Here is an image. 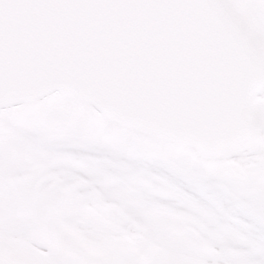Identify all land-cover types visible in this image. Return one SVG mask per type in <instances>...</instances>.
Here are the masks:
<instances>
[{
    "label": "water",
    "instance_id": "obj_1",
    "mask_svg": "<svg viewBox=\"0 0 264 264\" xmlns=\"http://www.w3.org/2000/svg\"><path fill=\"white\" fill-rule=\"evenodd\" d=\"M3 59L0 110L59 92L205 158L257 144L247 106L264 86V53L223 0L119 14L34 10L5 36Z\"/></svg>",
    "mask_w": 264,
    "mask_h": 264
},
{
    "label": "rangeland",
    "instance_id": "obj_2",
    "mask_svg": "<svg viewBox=\"0 0 264 264\" xmlns=\"http://www.w3.org/2000/svg\"><path fill=\"white\" fill-rule=\"evenodd\" d=\"M227 2L232 10L248 23H251L253 17L263 10L262 0H227ZM127 130L106 120L87 104L59 94L40 102L0 111V195L3 197L5 209L4 222L7 224L17 219L11 208L15 211L29 210V207L23 206L24 203L32 202L38 210L39 208L43 210L40 216L34 218L37 224L33 229L27 228L25 234L17 229L11 237V239L19 237L20 241L27 243L28 246L17 245L16 241L9 245L8 239L0 238V259L11 264H40L41 261H48L49 264H55L57 261L70 262V264L111 263V259L119 252V247L112 246L105 239L99 240L97 247L87 248L83 242L63 244L60 240L51 237L50 232L44 231V223L41 221L45 217L44 207L53 210L54 202L45 195L44 197H37V194L31 196V188L35 185L30 178L40 176V171L44 169L42 166L45 167L46 160L49 158H52L58 167L69 168L81 175L88 183H83L78 189L95 191L97 195L91 196L79 206L80 216L92 217L100 229H108L110 232L116 229L111 234L119 237L121 234H117V229L123 227L124 221L118 217L117 209L104 207L108 200H112L107 197V193L111 188H117L124 193L129 205H131L130 200H135L138 204L145 201L141 189L148 187L142 178L126 177L122 173L109 170L110 167H115L114 165L92 164L74 160L68 154H54L42 145L51 139H69L78 141L75 146L79 148L86 147L90 142L112 146L121 142ZM136 140L141 145L156 149L155 154L160 158H165L168 153H175L195 161L210 174L222 180L240 184L246 188L264 190V154L260 150L240 146L232 153L231 158L205 161L193 150L189 151V149L162 142L141 133L136 136ZM242 159H247L249 167L247 174L257 180L255 185L243 183L236 178L237 173L243 171V167L239 164L234 167L233 163H239ZM225 163L229 164L228 169H224ZM28 216L31 217V214ZM142 217L147 216L142 215ZM81 224L88 225L83 219ZM219 229L223 230L222 243H225L229 230L226 226H219ZM76 236L83 239L78 233ZM170 237L180 239L188 249L194 250V246L200 247L203 241V238L194 231L192 234L175 231L170 234ZM142 242L147 240L144 239ZM34 244L38 245L35 246L38 251L28 252L30 246ZM175 253L181 258H188L187 255L193 256L186 253V250H176ZM228 256L229 253L223 255V257ZM170 263L174 262L170 261ZM175 264L192 263L178 261Z\"/></svg>",
    "mask_w": 264,
    "mask_h": 264
},
{
    "label": "snow or ice",
    "instance_id": "obj_3",
    "mask_svg": "<svg viewBox=\"0 0 264 264\" xmlns=\"http://www.w3.org/2000/svg\"><path fill=\"white\" fill-rule=\"evenodd\" d=\"M208 2L210 0H0V78L4 69L5 36L18 32L26 14L34 10H101L119 14ZM138 134L129 129L121 142L112 146L90 142L79 148L75 146L78 141L69 139L47 140L42 146L54 154H68L74 160L114 165L109 170L126 177H141L148 186L141 189L147 203L178 213L188 227L206 240L219 226H226L231 238L225 243L234 249L235 255L221 264H264V190L222 180L195 161L175 153L160 158L155 154L156 149L137 142ZM4 216L0 195V231L5 227ZM154 234H159V230ZM0 264L4 262L0 260Z\"/></svg>",
    "mask_w": 264,
    "mask_h": 264
},
{
    "label": "bare ground",
    "instance_id": "obj_4",
    "mask_svg": "<svg viewBox=\"0 0 264 264\" xmlns=\"http://www.w3.org/2000/svg\"><path fill=\"white\" fill-rule=\"evenodd\" d=\"M42 167L44 169L40 171L39 177L30 178L35 185L31 188V196L37 194V197H44L45 195L53 200L55 209L44 207L45 217L41 221L44 223V231L50 232L51 237L60 240L63 244L83 242L85 247L90 248L97 247L98 241L105 239L112 246L119 247V252L114 255L109 264H171L170 261L174 262L172 264L178 261L192 264H221L226 258L235 255L234 249L222 243L223 230L220 231L219 228L216 232L209 234V239L203 238L200 247L194 246L195 250L188 249L180 239L170 237V234L175 231L193 233L181 215L159 209L146 201L136 204L135 200H130L131 205H129L124 193L117 188L109 190L107 197L112 200L104 204L107 209H117L118 217L124 221L123 227L117 229V234L121 235L113 236L111 232L116 229L111 232L108 229H100L92 217L88 215L82 217L79 214V206L91 196L97 195L95 191L78 189L83 183H88L87 180L69 168L58 167L52 158L47 159L45 167ZM23 206L29 207V210L10 209L17 219L5 224L3 231L0 232L3 235H0V238L8 239L9 245L16 241L17 245L28 246L27 243L21 242L19 237L16 239H11V237L17 229L23 234L27 228L33 229L37 224L34 218L43 213V210L41 208L38 210L32 202L24 203ZM29 214L32 218L28 216ZM142 215L147 217H142ZM82 219L87 221L88 225H82ZM157 229L159 234H154ZM77 233L83 239L78 238ZM229 238H231L230 233ZM144 239L147 242H142ZM35 246L38 245H31L28 252L36 253L38 250ZM176 250H186V253L193 256L178 257ZM224 253H229V256L223 257Z\"/></svg>",
    "mask_w": 264,
    "mask_h": 264
},
{
    "label": "flooded vegetation",
    "instance_id": "obj_5",
    "mask_svg": "<svg viewBox=\"0 0 264 264\" xmlns=\"http://www.w3.org/2000/svg\"><path fill=\"white\" fill-rule=\"evenodd\" d=\"M262 4L263 10L253 17V21L251 23L244 21L242 17L241 19L256 43L264 51V0H262ZM248 111L249 115L256 120L258 127V141L264 142V90L250 103Z\"/></svg>",
    "mask_w": 264,
    "mask_h": 264
}]
</instances>
